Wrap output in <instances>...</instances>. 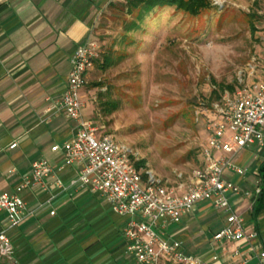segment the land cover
I'll return each mask as SVG.
<instances>
[{
  "label": "crops",
  "instance_id": "obj_1",
  "mask_svg": "<svg viewBox=\"0 0 264 264\" xmlns=\"http://www.w3.org/2000/svg\"><path fill=\"white\" fill-rule=\"evenodd\" d=\"M114 1L0 0V194L13 192L34 161L46 160L56 169L59 153L51 148L71 140L76 123L49 110L66 89L71 56L94 37L102 13ZM214 157L229 158L246 170L243 177L231 172L224 176L240 189L228 196L230 209L255 238L214 242L224 214L210 203L195 206L178 225H157L155 230L168 242L180 243L184 255L209 264H262L264 192L258 203L256 189L261 188L258 168L264 151L249 147ZM78 169L74 164L52 174L43 186L23 192L27 215L8 231L14 254L0 257V264H137L123 242L132 217L112 212L87 187L70 185ZM181 186L170 188L179 191ZM7 227L0 210V232Z\"/></svg>",
  "mask_w": 264,
  "mask_h": 264
},
{
  "label": "rangeland",
  "instance_id": "obj_2",
  "mask_svg": "<svg viewBox=\"0 0 264 264\" xmlns=\"http://www.w3.org/2000/svg\"><path fill=\"white\" fill-rule=\"evenodd\" d=\"M126 9V0L108 5L88 40L97 57L82 118L132 150L141 174L187 186L203 165L207 123L264 72V0H210L197 17Z\"/></svg>",
  "mask_w": 264,
  "mask_h": 264
},
{
  "label": "built area",
  "instance_id": "obj_3",
  "mask_svg": "<svg viewBox=\"0 0 264 264\" xmlns=\"http://www.w3.org/2000/svg\"><path fill=\"white\" fill-rule=\"evenodd\" d=\"M94 42L79 45L70 59L67 86L49 113H61L76 123L71 140L51 148L59 153L54 170L46 160L31 164L30 172L11 193L0 194V210L6 214L8 227L0 232V257L11 258L14 247L8 236L26 217L24 191L43 186L44 181L55 172H61L76 164L77 177L70 185L80 184L100 196L110 210L132 220L123 230L125 249L137 264H209L195 256L184 255L178 242H168L155 229L159 225H178L182 215L188 214L201 203H210L224 214V224L212 240L216 243H236L255 238L253 232L244 230L241 218L230 209L229 195L240 193L239 187L225 178V172L243 177L245 169L234 165L229 158H215L216 152L232 155L238 150L257 147L264 151V72L248 89L234 93L232 99L224 98V109L219 119L208 122L207 143L202 149L203 167L193 174L189 185L179 191L165 186L149 174L143 180L136 169L135 155L128 147L117 143L107 135L84 122L81 93L86 74L97 57ZM15 144L10 146L14 148ZM260 188L256 189L259 194ZM53 215V213H50ZM264 264V253L259 255ZM216 261V257H212Z\"/></svg>",
  "mask_w": 264,
  "mask_h": 264
},
{
  "label": "trees",
  "instance_id": "obj_4",
  "mask_svg": "<svg viewBox=\"0 0 264 264\" xmlns=\"http://www.w3.org/2000/svg\"><path fill=\"white\" fill-rule=\"evenodd\" d=\"M126 12L130 13L132 10H138V16H144L149 14L156 8H174L177 11L188 14L191 17H197L201 12L208 10L210 7V0H126ZM109 59L107 56L104 57L103 65L104 67L108 66ZM226 90L229 93L233 92V88L228 86ZM136 169H143L144 162L139 161L134 163ZM258 174L260 176L261 188L258 194L257 202L259 203L263 197L264 192V162L258 168ZM142 179L144 180L147 175L141 174ZM256 211L259 209V204L255 208Z\"/></svg>",
  "mask_w": 264,
  "mask_h": 264
}]
</instances>
